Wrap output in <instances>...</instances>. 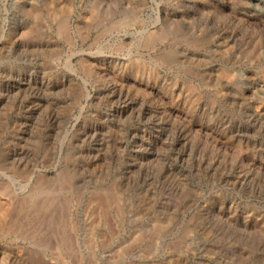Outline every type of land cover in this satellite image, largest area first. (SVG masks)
Segmentation results:
<instances>
[{
  "label": "rangeland",
  "instance_id": "1",
  "mask_svg": "<svg viewBox=\"0 0 264 264\" xmlns=\"http://www.w3.org/2000/svg\"><path fill=\"white\" fill-rule=\"evenodd\" d=\"M0 170V264H264V0H0Z\"/></svg>",
  "mask_w": 264,
  "mask_h": 264
},
{
  "label": "bare ground",
  "instance_id": "2",
  "mask_svg": "<svg viewBox=\"0 0 264 264\" xmlns=\"http://www.w3.org/2000/svg\"><path fill=\"white\" fill-rule=\"evenodd\" d=\"M4 168H5V167H4ZM0 171H2V170H0ZM14 171H15V170H14ZM0 174H2V175H6V174H8V173L5 174V172L2 171ZM2 177H3V176H2ZM2 177H1V178H2ZM6 177L9 178L8 181H10V183H11L12 185L15 184V183H14V182H15V181H14V178H13L12 176H10V175H6ZM6 177H5V178H6ZM1 178H0V180H1ZM2 180H3V179H2ZM4 190H5V189H4ZM4 190H3V189H2V190L0 189V195H5V194H6L5 192H7V191H4ZM8 194H9V193H7L6 195H8ZM0 198H1V197H0ZM9 199H10V198H9ZM11 202H12V200H11ZM9 203H10V202H9ZM0 204H1V203H0ZM11 204H12V203H11ZM6 205H7V204H6ZM13 206H14V205H13ZM13 206H12V207H13ZM2 207H3V206H2ZM2 207H1V205H0V211H1V212H2ZM5 208H6V207H5ZM5 208H3V209H5ZM9 208L11 209V205H10ZM13 208H14V207H13ZM8 210H9V209H8ZM6 211H7V210H6Z\"/></svg>",
  "mask_w": 264,
  "mask_h": 264
}]
</instances>
